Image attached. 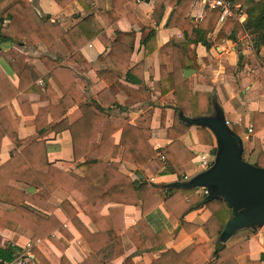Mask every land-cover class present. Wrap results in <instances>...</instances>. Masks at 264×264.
Returning <instances> with one entry per match:
<instances>
[{"label": "crops", "instance_id": "crops-1", "mask_svg": "<svg viewBox=\"0 0 264 264\" xmlns=\"http://www.w3.org/2000/svg\"><path fill=\"white\" fill-rule=\"evenodd\" d=\"M16 1L0 0V6L5 9ZM31 2L42 16H49L52 21H58L65 29L73 27L83 18L93 14L103 25L104 30L81 47L82 61L72 58L61 40L45 45L44 43L36 44L30 38H25L21 42L1 44L0 67L15 86H18L20 82H28V86L20 93L19 98H14L9 104L13 115H18L21 119L18 133L19 144L16 145L9 136L3 138L0 167L11 159L15 148L20 151L42 138L36 126L39 124L42 130L45 129V136L44 144L31 151V158L36 167H39L41 172H46L47 163H50L74 175L83 176L84 171L80 163L84 160H75L71 131L61 128L67 121L73 123L82 116L79 104H74L65 114H60V110L57 109L55 114L58 117L55 120L51 112H48L45 119L43 117L37 119L39 110L50 103L48 98H41V91H46L47 84H50L53 91L60 97L63 95L52 77L47 81L43 77L57 66H67L72 69L77 76V86L87 101L97 98V93L102 89L109 88L118 102V105H113L108 111L110 119L115 122L128 119L133 125L149 129L152 132L150 143L155 149L160 150L167 146L172 141L167 132L173 124L175 109L173 93L170 91L163 95L161 92V68L166 67L169 71L172 69V56L161 52V47L172 40H184L182 29L167 26L173 10L170 0H31ZM234 4L241 5V8L246 10L245 3L234 0ZM193 13L191 3L187 16L197 25L200 21L195 20ZM234 22L233 30L236 32L237 40L234 41L229 37L218 38L224 24H219L217 19L213 29L206 35L209 45L203 42L197 45L199 68L185 69L184 75L186 78L193 79L195 90L209 91L216 95L226 119L231 121V126L243 129L239 135L245 145L244 159H246L245 154L249 152L251 159L246 160L254 163L258 153L264 150V117L260 115L257 118L254 117L255 113L264 115V47L256 50L255 55H252L249 47L253 45H244V40L249 35L245 28L247 21L243 23L234 20ZM152 31H156L157 49L145 55L144 40ZM119 33L122 35H118ZM118 36L123 43L133 45L131 67L140 62L144 64L143 73L134 77L136 82L129 80L126 74L119 75L115 81L107 82L98 74L99 71L108 68L107 63L100 60V56H105L110 51ZM240 54L243 55L242 59ZM29 65L34 66L30 73L21 74L19 70ZM163 109L165 110L164 126L161 123ZM249 124L258 125L260 129L247 140L246 131ZM120 133L119 131L114 135L116 142L120 139ZM181 140L198 155L185 166V176L191 178L203 170L200 156L211 153L212 147L199 142L195 125H192ZM97 145V141L91 142L90 148L93 149ZM161 155L163 154L158 153L151 161V167L140 173L136 171L134 164L121 158H113L110 163L134 180L151 182L150 178L154 177L155 180L152 183L159 185V191L165 197L169 194L170 186L179 182L180 179L176 174L166 173L165 159H162ZM8 176L10 180L7 182ZM14 176L27 177L28 175L18 172L16 168L7 169L5 173L0 174V218H3L0 219V223L14 225L18 222L20 224L16 229L2 230L0 228V245L11 242L19 247L22 251H18L17 256L20 252L33 254L31 251L34 246L33 232L22 224L24 222H20L22 218L29 222L31 217L23 216L19 212L15 217L5 219L3 214L17 210L15 203L23 199V209L48 217L51 212L45 206L44 208L29 201L28 197L38 195L44 197L48 203L57 205L54 214L73 235V239L65 250L68 260L72 264L83 262L92 249L60 205L66 200L71 201L78 209L80 220L88 229L96 232L99 228L92 218L78 206L66 189L58 187L55 190H49L46 185L37 186ZM100 189L102 194L105 188L100 186ZM40 200L43 201L41 198ZM118 205L120 204L117 202L105 204L101 215H108L109 208ZM124 216L126 225L134 226L139 231L149 249L138 251L132 239L123 233L124 254L115 259L113 264H150L153 259L158 258L169 248L179 252L192 243H207L212 249L215 248L217 238H210L204 226L211 216L207 208H199L185 216L188 222L198 225L192 233L182 228L180 221L173 216L164 203L149 212L145 216L148 224L155 231L165 228L172 235L166 247L156 250L151 248V242L139 223L142 219L141 203L125 205ZM54 235L58 239L67 240V237L59 230L55 231ZM245 239H249L250 252L238 258L240 263L260 259L264 253V226L239 230L225 243L231 246ZM36 247L51 264H61L64 254L52 241L47 238L41 239ZM34 259L31 262L41 264L38 256L34 255ZM14 264L17 263L14 262Z\"/></svg>", "mask_w": 264, "mask_h": 264}, {"label": "trees", "instance_id": "trees-1", "mask_svg": "<svg viewBox=\"0 0 264 264\" xmlns=\"http://www.w3.org/2000/svg\"><path fill=\"white\" fill-rule=\"evenodd\" d=\"M170 3L173 10L167 26L177 27L184 31V40H172L161 47V52L172 56V69L169 71L166 67L162 66L161 68V92L165 95L171 91L174 96L175 117L167 132L172 141L160 150L155 149L150 143L152 132L149 129L133 125L128 119L122 122L110 119L108 111L113 105H118V102L109 88L102 89L97 93V98L87 101L77 86V76L72 69L67 66H57L43 77L46 81L52 77L63 95L60 97L53 91L51 85L47 84L46 91H41V98H48L50 103L39 110L37 119L42 117L45 119L48 112H51L55 120L58 117L55 114L57 109L60 110V114H65L74 104H79L82 116L73 123L67 121L61 128L71 131L75 160H84L80 163V167L84 171L83 176L74 175L50 163H47L48 170L46 172H41L40 168L36 167L31 158V151L44 144L45 136V129L42 130L39 124L36 126L42 138L20 151L15 148L11 159L0 167V174L5 173L7 169L16 168L18 172L28 175L27 177L14 176L17 179L29 181L37 186L46 185L49 190L62 187L72 195L78 206L92 218L99 228L96 232L88 229L78 217V209L71 201L66 200L60 205L68 213L73 224L92 249L91 252H88L87 258L79 264H113L115 259L124 254L123 233L132 239L138 251L149 249L139 231L134 226L128 227L125 222V205L140 203L142 219L139 223L154 250L166 247L172 239V235L167 229L155 231L145 218L149 212L163 203L188 233L194 232L198 225L188 222L185 216L199 208H207L210 210L211 216L204 226L207 228L210 238H217L214 249L207 243H192L179 252L169 248L158 258L153 259L150 264H262L264 253L258 260L240 263L238 258L250 252L249 239L231 246L221 241L223 228L232 214V210L222 198H210V193L206 194L197 188H184L175 184L170 186L169 194L163 197L159 191V185L147 180H134L110 163L113 158H121L134 164L136 171L140 173L150 168L151 161L158 153H161L165 156L166 173L178 175L179 182H181L185 179L186 164L198 156L181 140V137L192 127L183 116L196 118L212 115L213 94L209 91L195 90L193 79L186 78L184 71L189 68H199L197 45L199 42L209 45L206 35L216 24L219 11L208 13L196 25L187 16L192 0H170ZM245 5L248 13L245 28L251 36L254 49L259 50L264 46V0H246ZM154 15H156L155 12ZM234 23L233 19H228L222 26L218 38L229 37L236 41V32L233 30ZM103 30V25L93 14L83 18L73 27L65 29L58 21H52L49 16H42L31 0H17L5 9L0 6V51L2 43L21 42L25 38H30L36 44L44 43L45 45H51L61 40L71 53L72 58L82 61L81 47L93 40ZM144 44L145 55H149L157 49L156 31H152L148 35ZM133 50V45L123 43L118 36L110 51L105 56H100V60L105 61L108 68L99 71V76L105 81L111 82L117 80L119 75L126 74L129 80L136 82L134 77L143 73L144 64L140 62L131 67ZM240 58H243L242 54H240ZM32 67L34 68L33 65H29L19 71L26 75L30 73ZM27 86L28 82H20L18 86H15L0 67V150L5 136H9L16 145L19 144L18 133L21 119L18 115H13L9 104L14 98H19L20 93L25 91ZM259 115L264 117L259 113H255L254 117L257 118ZM256 118H254L255 121ZM161 123L162 126L165 125L164 109ZM253 126L254 132L260 129L258 125ZM232 128L238 134H241L243 130L237 126H232ZM119 131L121 132L120 139L116 142L114 135ZM196 131L199 142L211 145V153L215 154V138L212 132L204 126H196ZM96 141L98 145L91 149V142ZM253 164L264 168V150L258 153ZM9 180L8 176L6 181ZM100 186L105 188L102 194H100ZM28 198L38 206H45L51 212L50 215L45 217L34 211L23 209L24 200L22 199L15 203L17 210L5 212L3 217L5 219L13 218L19 212L23 216L31 217L29 222L24 218L20 222H24L22 224L33 232L34 246L31 251L35 256H38L41 264H51L36 247L37 242L45 238L52 241L63 252L61 264H72L65 255V250L73 239V235L54 214L57 205L48 203L44 197L38 195ZM40 198L43 201H39ZM7 201L10 202V200ZM109 202H117L120 205L110 207L108 215H101L102 208ZM19 224L18 222L14 225L0 223V228L2 230L5 228L16 229ZM57 230L62 232L67 240L58 239L54 235ZM18 251H22V249L11 242H5L3 246L0 245V264H7L15 260ZM29 264L34 263L30 261Z\"/></svg>", "mask_w": 264, "mask_h": 264}, {"label": "water", "instance_id": "water-1", "mask_svg": "<svg viewBox=\"0 0 264 264\" xmlns=\"http://www.w3.org/2000/svg\"><path fill=\"white\" fill-rule=\"evenodd\" d=\"M212 115L186 117L190 125L207 127L216 142L215 158L209 167L193 177L176 182L184 188H207L210 198L219 197L232 210L221 241L227 242L239 230L264 226V168L244 159L240 135L226 123L224 110L212 95Z\"/></svg>", "mask_w": 264, "mask_h": 264}, {"label": "built area", "instance_id": "built-area-1", "mask_svg": "<svg viewBox=\"0 0 264 264\" xmlns=\"http://www.w3.org/2000/svg\"><path fill=\"white\" fill-rule=\"evenodd\" d=\"M192 8L194 10L193 16L195 20L202 21L208 13L212 11H219L218 23L224 24L228 19L238 20L239 22H246L248 13L241 8V5L234 4V0H192ZM226 123L231 126V121L226 119ZM232 127V126H231ZM254 134L253 124L247 126L246 139L248 140ZM162 159H165L164 155H161ZM215 154L204 153L200 156L201 166L204 169L210 166L214 161ZM189 179L185 176V180ZM155 178L151 177L150 181H154ZM204 193L209 194L210 191L207 188H200ZM34 255L31 253L20 252L19 255L10 263L7 264H29L30 261H34Z\"/></svg>", "mask_w": 264, "mask_h": 264}, {"label": "rangeland", "instance_id": "rangeland-1", "mask_svg": "<svg viewBox=\"0 0 264 264\" xmlns=\"http://www.w3.org/2000/svg\"><path fill=\"white\" fill-rule=\"evenodd\" d=\"M238 1H240V2H242V3H245L246 0H238ZM246 31H247V30H246ZM248 42H249V43H248ZM244 43H245V44H244L245 46H248V44H249V45H253V44H252V40H251V36H250V35H248V36L246 37V40H244ZM263 47H264V46H263ZM263 47H262V48H263ZM249 48H250V50H251V54H252V55H255V51H256V49H254L253 47H249ZM245 157H246L247 160H250V159H251V158H250V155H249V152H248L247 154H245Z\"/></svg>", "mask_w": 264, "mask_h": 264}]
</instances>
